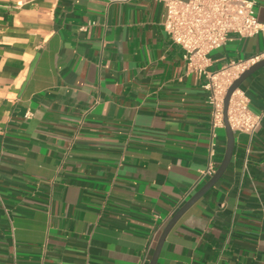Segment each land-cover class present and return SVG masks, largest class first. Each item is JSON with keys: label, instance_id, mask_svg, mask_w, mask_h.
<instances>
[{"label": "crops", "instance_id": "1", "mask_svg": "<svg viewBox=\"0 0 264 264\" xmlns=\"http://www.w3.org/2000/svg\"><path fill=\"white\" fill-rule=\"evenodd\" d=\"M186 1V0H183ZM264 24V0H257ZM157 0H0V264H150L225 129ZM264 51L231 35L211 72ZM241 89L264 112V68ZM157 264H264V120ZM247 166V168L245 167Z\"/></svg>", "mask_w": 264, "mask_h": 264}, {"label": "built area", "instance_id": "2", "mask_svg": "<svg viewBox=\"0 0 264 264\" xmlns=\"http://www.w3.org/2000/svg\"><path fill=\"white\" fill-rule=\"evenodd\" d=\"M167 9L164 29L170 39L185 52L188 69L205 79L212 108V130L225 129V100L234 83L251 67L264 61V51L244 61L230 62L219 71L211 72L210 54L224 47L231 35L251 38L264 36V24L257 18V0H157ZM228 123L234 132L255 135L264 120V112L255 113L246 93L237 89L230 100ZM215 143L209 163L200 174L206 183L218 170ZM247 168V166H245Z\"/></svg>", "mask_w": 264, "mask_h": 264}, {"label": "water", "instance_id": "3", "mask_svg": "<svg viewBox=\"0 0 264 264\" xmlns=\"http://www.w3.org/2000/svg\"><path fill=\"white\" fill-rule=\"evenodd\" d=\"M264 68V61L257 63L253 67H251L248 71H246L239 80H237L234 85L231 87V89L228 92V95L225 100V130L227 134V147H226V153L224 156V159L219 166L216 174L212 179H210L203 187L202 189L196 193L172 218V220L169 222V224L164 229L161 238L159 240V243L156 247L155 253L153 255V258L150 262V264H157L162 247L164 245V242L171 232L172 228L176 225V223L180 220V218L193 206L195 205L200 199H202L212 188L216 186V184L222 179V177L225 175L226 171L228 170L231 161L234 156V149H235V132L231 129L228 119H227V113L229 108V103L231 100V97L233 93L242 87L244 82L248 80L250 77H252L255 73L260 71Z\"/></svg>", "mask_w": 264, "mask_h": 264}]
</instances>
